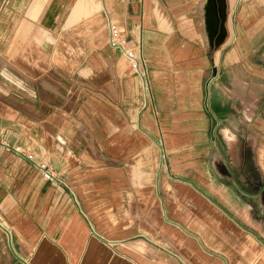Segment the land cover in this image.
I'll return each mask as SVG.
<instances>
[{"label":"crops","instance_id":"obj_1","mask_svg":"<svg viewBox=\"0 0 264 264\" xmlns=\"http://www.w3.org/2000/svg\"><path fill=\"white\" fill-rule=\"evenodd\" d=\"M204 2L0 0V264H264V0Z\"/></svg>","mask_w":264,"mask_h":264},{"label":"built area","instance_id":"obj_2","mask_svg":"<svg viewBox=\"0 0 264 264\" xmlns=\"http://www.w3.org/2000/svg\"><path fill=\"white\" fill-rule=\"evenodd\" d=\"M108 26H109L110 40H111V42H115L116 38H117V31L115 29V26L112 23H109ZM121 52H122L123 56L127 59L128 64L133 66V67H136V65H137V59L136 58L137 57L135 56V53L129 48H121ZM4 143H6V142H4ZM25 155L29 159L33 158L32 152H27ZM34 163L40 169L41 175L43 178L52 179L54 177V173L47 166L45 161L39 159V160H35Z\"/></svg>","mask_w":264,"mask_h":264},{"label":"bare ground","instance_id":"obj_3","mask_svg":"<svg viewBox=\"0 0 264 264\" xmlns=\"http://www.w3.org/2000/svg\"><path fill=\"white\" fill-rule=\"evenodd\" d=\"M201 9L203 10V12L206 13L207 16V21L208 23L211 22V18L209 16V12H210V5L207 3V0H205L204 4L202 5ZM219 10H220V16H221V33L219 35V37L217 38L216 41H219L223 35L225 34V29H224V20L226 17V0H219ZM217 44V42H216ZM219 44V43H218Z\"/></svg>","mask_w":264,"mask_h":264},{"label":"water","instance_id":"obj_4","mask_svg":"<svg viewBox=\"0 0 264 264\" xmlns=\"http://www.w3.org/2000/svg\"><path fill=\"white\" fill-rule=\"evenodd\" d=\"M126 64H127V60L123 56H120L117 60V65H116L117 70L124 67Z\"/></svg>","mask_w":264,"mask_h":264}]
</instances>
